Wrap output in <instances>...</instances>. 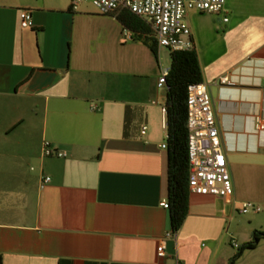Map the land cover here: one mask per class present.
<instances>
[{
  "label": "crops",
  "instance_id": "1",
  "mask_svg": "<svg viewBox=\"0 0 264 264\" xmlns=\"http://www.w3.org/2000/svg\"><path fill=\"white\" fill-rule=\"evenodd\" d=\"M71 4L0 0L3 264H229L264 232V132L255 130L264 119V0H226L221 13L187 16L234 194L191 195L177 233L161 206L169 160L162 48L157 60L120 12ZM22 10L32 11V28L21 27ZM222 76L232 84L220 85ZM45 142L66 157H46ZM43 176L51 181L42 188ZM247 202L262 211L243 214ZM236 264H264V239Z\"/></svg>",
  "mask_w": 264,
  "mask_h": 264
},
{
  "label": "built area",
  "instance_id": "2",
  "mask_svg": "<svg viewBox=\"0 0 264 264\" xmlns=\"http://www.w3.org/2000/svg\"><path fill=\"white\" fill-rule=\"evenodd\" d=\"M87 0H72L71 9L76 11ZM100 14L127 10L147 23L152 29L153 36L159 48L169 51H185L192 48L191 28L187 16L191 12L218 14L221 13L226 0H90ZM228 21V19H225ZM20 25L23 29L33 27L32 11L22 10ZM169 70L164 69L159 79V87L167 84ZM220 85H231L228 76H222ZM188 128H189V189L192 195L213 196L229 199L234 194V187L230 175L226 155L221 145V138L217 126V119L213 110L212 98L208 86L203 83L192 84L188 88ZM166 114V108H163ZM148 127L142 126L141 134H146ZM255 130L264 132V119H255ZM163 145V148H166ZM43 153L46 157H66V153L53 149L45 142ZM50 177L43 176L42 188L49 184ZM161 206L169 209L168 200ZM242 213H260L262 207L247 202L242 205ZM170 236V235H169ZM234 247H239L232 241ZM159 258L164 259L165 242L162 241L157 249ZM176 264H182L176 261Z\"/></svg>",
  "mask_w": 264,
  "mask_h": 264
},
{
  "label": "trees",
  "instance_id": "3",
  "mask_svg": "<svg viewBox=\"0 0 264 264\" xmlns=\"http://www.w3.org/2000/svg\"><path fill=\"white\" fill-rule=\"evenodd\" d=\"M119 20L138 33L135 39L144 42L159 60V47L152 29L144 20L123 10ZM171 65L167 76L166 115L168 125V202L171 227L177 233L183 226L188 213L189 189V128H188V88L192 84L203 83V72L198 52L191 48L185 51H170ZM264 239V232L255 231L250 242L238 248L229 264H236L245 250L254 249ZM0 264H3L0 256Z\"/></svg>",
  "mask_w": 264,
  "mask_h": 264
},
{
  "label": "rangeland",
  "instance_id": "4",
  "mask_svg": "<svg viewBox=\"0 0 264 264\" xmlns=\"http://www.w3.org/2000/svg\"><path fill=\"white\" fill-rule=\"evenodd\" d=\"M170 62H171V57L169 55V50L162 48V50H161V65H162L163 69L170 68ZM164 87L167 88L166 86H164Z\"/></svg>",
  "mask_w": 264,
  "mask_h": 264
}]
</instances>
